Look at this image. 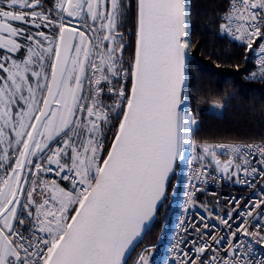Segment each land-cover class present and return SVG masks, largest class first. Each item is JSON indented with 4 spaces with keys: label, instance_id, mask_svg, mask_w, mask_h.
I'll list each match as a JSON object with an SVG mask.
<instances>
[{
    "label": "snow or ice",
    "instance_id": "1",
    "mask_svg": "<svg viewBox=\"0 0 264 264\" xmlns=\"http://www.w3.org/2000/svg\"><path fill=\"white\" fill-rule=\"evenodd\" d=\"M54 7L56 19L36 10L41 0H0V264H124L188 148H201L199 160L210 157L218 171L234 168L237 176H250L258 169L250 168L249 157L258 154L256 163L264 166V143L198 145L192 138L197 121L181 111L190 0H136L131 89L121 85L118 93L111 79L123 67L127 45L118 28L130 0H59ZM223 19L220 31L248 51L264 39V0H229ZM14 22L58 32L32 33ZM260 56L264 78V43ZM102 81L117 95L111 106L100 100ZM114 119L119 124L105 157V130ZM218 150L229 158L221 161ZM52 172L70 188L43 178ZM252 203L253 210L242 214L249 219L230 234L243 231L264 243V235L247 231L254 210L264 207V200ZM229 245L233 258H222V264H264V258L248 259L250 244L239 251L232 240ZM208 248L195 247L190 264H217L215 257L201 261ZM138 264H148L147 257L141 255Z\"/></svg>",
    "mask_w": 264,
    "mask_h": 264
},
{
    "label": "built area",
    "instance_id": "2",
    "mask_svg": "<svg viewBox=\"0 0 264 264\" xmlns=\"http://www.w3.org/2000/svg\"><path fill=\"white\" fill-rule=\"evenodd\" d=\"M57 3H59V0H51V9L58 12L54 7ZM42 6L43 1L41 0ZM228 10L229 2L226 12ZM226 12L221 15V23H226L223 19ZM227 36L233 39L232 36L228 34ZM261 43H264V39H258L256 44L253 45V50H251L250 68L247 74L251 80L264 81V78L259 75L260 65L258 63L261 58ZM253 73H256L255 77L252 76ZM182 99L184 104L181 111L187 110L196 120L188 105L186 89ZM196 125L197 123L193 126V135ZM192 138L194 139L193 136ZM233 143L257 145L264 143V139L257 141L214 142V144ZM201 154L198 150L193 152L191 148H188L184 154V159H177L175 162L160 221L161 227L158 237L153 244L143 246L131 264H138L141 255L147 257L148 264H190L192 259L197 258L194 248L199 247L202 243L209 244L210 248L206 250V253L200 254L201 261L215 257L217 264H222V258H233L231 255L232 249L229 245L230 240L237 245L238 251L239 245H251V252L247 253L248 259L259 260L264 258V243L258 242L243 231L238 232L235 237L230 234V230L231 232H236L239 225L249 219L246 216L242 217V214L253 210L252 202L264 200V176L260 174L264 172V166L256 163L260 159L259 155L256 154L249 157L250 168L256 167L258 169L257 173L247 176L241 171L239 176H236V180L233 181L232 178H228L225 174L212 167L207 159L204 161L199 160L198 157ZM222 155H227L226 150H222ZM52 167L55 168V165H52ZM201 169H206V172L197 178L196 173ZM43 178L49 181L57 179L65 190L70 188V182L59 181V178L55 176V172L44 174ZM238 179L247 182L238 183ZM190 193L192 202L186 203ZM236 201L239 202V205L235 203ZM175 210L177 211L175 225L169 242L165 244L164 237L167 224ZM260 213H264V207L254 210L253 217L247 225L249 233L259 232L264 235V216H260ZM238 217L242 218L238 219ZM221 218L227 220L228 225L221 223ZM258 222L261 225L259 228H257ZM197 228L200 229L199 232H197ZM213 236L221 238L219 243L211 240Z\"/></svg>",
    "mask_w": 264,
    "mask_h": 264
},
{
    "label": "trees",
    "instance_id": "3",
    "mask_svg": "<svg viewBox=\"0 0 264 264\" xmlns=\"http://www.w3.org/2000/svg\"><path fill=\"white\" fill-rule=\"evenodd\" d=\"M42 1L44 9H51V0ZM228 2L190 0L187 96L197 120L193 137L198 145L264 139V81L248 78L252 52L246 45L220 31ZM214 102L220 103V111L211 110ZM197 150L201 153V148ZM160 223L150 225L126 264L133 262L142 246L156 241Z\"/></svg>",
    "mask_w": 264,
    "mask_h": 264
},
{
    "label": "flooded vegetation",
    "instance_id": "4",
    "mask_svg": "<svg viewBox=\"0 0 264 264\" xmlns=\"http://www.w3.org/2000/svg\"><path fill=\"white\" fill-rule=\"evenodd\" d=\"M131 2V10L128 12V14L123 18L121 26L118 28V31L123 33L124 35V40L127 45L125 50L123 51V67L120 69L121 75L117 77H112L111 79V85L114 88L115 92L118 93V90L121 85H124L129 91L131 87V78H130V65L134 59V53H135V39H136V0H130ZM37 10V9H36ZM40 9H38L39 11ZM41 10H44L42 7ZM49 12V9H48ZM52 13L51 16L53 19L57 18L58 12L56 10H53L50 12ZM56 15V16H55ZM65 19L67 20L68 18L65 15ZM73 24H78L80 21L73 19L72 20ZM14 26L17 27H23V28H28L30 32L35 33L37 31H43L49 36L55 35L56 32H58V28L55 30H50L48 28L41 27L40 29H36L32 25H24L21 24L20 22H14ZM93 43H96L94 40ZM106 47V45H105ZM3 50H0V54H2ZM24 53H21L19 57L17 58H22ZM119 55V53L117 54ZM93 59H96L98 62V57L94 56ZM124 69H128L129 75L126 77L123 72ZM88 74L91 75V69H89ZM0 75H4L2 71H0ZM87 83V82H86ZM102 85L104 86V91L102 92L100 96V100L102 103L106 106H111L117 101V95L113 94V92H109L107 90L108 88V81H102ZM121 103H126V101H122ZM122 114V113H121ZM119 119H114L112 121V127L110 129L105 130V144L104 147L106 148V145L108 141L113 137L116 127L118 125ZM55 145L53 144L52 147ZM104 148V149H105ZM166 200L164 199V204ZM163 215V208L159 209L156 214L155 222H160L161 217Z\"/></svg>",
    "mask_w": 264,
    "mask_h": 264
},
{
    "label": "rangeland",
    "instance_id": "5",
    "mask_svg": "<svg viewBox=\"0 0 264 264\" xmlns=\"http://www.w3.org/2000/svg\"><path fill=\"white\" fill-rule=\"evenodd\" d=\"M43 6H44V4H43ZM42 6V7H43ZM41 7V8H42ZM41 8H39L40 10H41ZM38 10V9H37ZM46 14H48V15H50L51 16V14L52 13H50V12H48V10L47 9H44L43 10ZM56 16V15H55ZM220 104V103H219ZM219 104H217L216 102H214V103H212L211 105H210V108H211V110L212 111H220L221 110V107H217L216 105H219ZM221 106V105H220ZM209 144H211V145H215V144H212V143H209ZM201 151V153H202V150H200ZM218 153H219V155H220V159H221V161H226L229 157H228V155H222V150H218ZM0 154H2V152H0ZM210 160H211V158L210 157H208L207 158V161H208V163L210 162ZM210 164V163H209ZM212 167H214L215 169H217L216 168V166H215V164L214 163H211L210 164ZM221 173H223V174H225L222 170H219ZM44 175V174H43ZM228 178H232L233 179V181H235L236 180V173H235V169L233 168V169H231L230 170V172L228 173V174H225ZM176 216H177V211L175 210L174 212H173V214H172V216H171V218H170V221H169V223L167 224V229H166V234H165V237H164V239H165V244L166 243H168L169 242V240H170V236H171V233H172V231H173V228H174V225H175V221H176ZM161 224V223H160ZM161 226V225H160ZM141 249V248H140ZM140 251V250H139ZM139 251L137 252V254H139ZM137 254H136V256H137Z\"/></svg>",
    "mask_w": 264,
    "mask_h": 264
},
{
    "label": "water",
    "instance_id": "6",
    "mask_svg": "<svg viewBox=\"0 0 264 264\" xmlns=\"http://www.w3.org/2000/svg\"><path fill=\"white\" fill-rule=\"evenodd\" d=\"M191 58H192V56L190 55V53H189V49H188V57H187V63H186V80H185V84H184V86H183V91H184L185 85H186V83H187V66H188V61H189ZM130 89H131V87H130ZM182 96H183V92H182ZM121 116H122V114H121ZM118 124H119V122H118ZM117 127H118V125H117ZM114 134H115V133H114ZM113 138H114V135H113L112 139H113ZM110 147H111V142H110V144H109V146H108L107 151L110 149ZM107 151H106V153H105V155H104L105 157L107 156ZM101 163H102V161H101ZM174 166H175V163H174ZM173 171H174V167H173ZM173 171L170 173V175H169V179H168V181H167V183H166V191H167L168 184H169V182H170L171 176H172V174H173ZM166 191H165V195H166ZM165 195H164V197H165ZM164 197L161 199V201L158 202L157 208H156L155 211H154V217H153V219L149 222V224L145 227L144 231L142 232L141 237H139V238L137 239V241L134 243V245H133V246L127 251V253H126L125 257H124V264L127 263L129 257L131 256V254L133 253V251L135 250V248L138 246L140 240H141L142 237L145 235L146 231L148 230V228L150 227V225H151L152 222L154 221V219H155V217H156V213H157L158 209L160 208V206H161L162 203H163ZM72 214H74V210H73Z\"/></svg>",
    "mask_w": 264,
    "mask_h": 264
}]
</instances>
